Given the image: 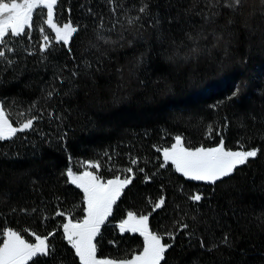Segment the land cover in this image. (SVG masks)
I'll use <instances>...</instances> for the list:
<instances>
[{
    "label": "trees",
    "instance_id": "obj_1",
    "mask_svg": "<svg viewBox=\"0 0 264 264\" xmlns=\"http://www.w3.org/2000/svg\"><path fill=\"white\" fill-rule=\"evenodd\" d=\"M225 2L58 0L56 22L78 28L68 45L53 40L45 9L30 36L9 37L0 103L13 125L36 119L0 141V233L29 242L54 233L51 254L29 264H80L62 228L84 215L83 191L66 175L80 161L99 164L104 179L134 173L94 240L97 257L141 252L142 236L118 228L132 212L171 245L161 264H264V4ZM176 135L185 147L223 139L258 155L215 183L196 181L163 160Z\"/></svg>",
    "mask_w": 264,
    "mask_h": 264
},
{
    "label": "snow or ice",
    "instance_id": "obj_2",
    "mask_svg": "<svg viewBox=\"0 0 264 264\" xmlns=\"http://www.w3.org/2000/svg\"><path fill=\"white\" fill-rule=\"evenodd\" d=\"M58 0H0V58L8 59L7 53H14L15 49L8 46L9 37L17 38L25 34L31 35L34 17L42 14V9H46L47 19L44 23L54 33L55 42L68 45L78 28L72 26L70 22L60 26L55 20V7ZM264 4V0H262ZM226 8L238 10L242 7V0H226ZM145 11L144 7L139 10ZM129 20V23H133ZM158 23V21H157ZM43 35L40 51L45 52L50 47V37L45 34L43 27L39 28ZM199 35H189L188 39L195 42ZM76 73H73L75 75ZM239 93V88L233 91L235 97ZM36 118L27 119L19 127L13 126L6 116L4 109L0 108V141H6L15 137L18 133L33 127ZM258 150H228L224 141L214 147H185L180 135L174 137V143L170 147L162 149V156L165 164L171 162L176 172L183 174L196 181H208L215 183L222 178L228 177L237 166L245 165L250 158H255ZM132 160V164H136ZM164 166L163 164L161 165ZM99 164L89 161L84 162V170L74 172L69 168L66 172L67 178L72 185L83 191L84 215L82 219H73L71 214L65 217L63 223L64 238L75 251L80 264H161L166 250L170 244L162 242V237L149 230L148 216H136L129 212L127 218L120 221L118 227L121 233H139L144 238V247L141 252L134 254L131 259L114 260L110 258H98L97 246L94 240L101 232V227L106 223L112 214L113 206L121 196L124 189L132 182L134 173L132 168L127 171L132 175L121 178L119 175L112 179L105 180L98 174V171L89 169H99ZM143 171V169H141ZM193 202L202 200V195L197 193L190 197ZM164 200L155 203V209L161 208ZM58 215L64 216V212ZM187 225H181L186 228ZM35 243H30L19 232L7 228L3 230L0 239V264H29L35 258L46 257L51 254L52 249L48 243L49 237L54 233H49L47 237H42L32 233ZM171 235V234H169ZM227 237H225V242Z\"/></svg>",
    "mask_w": 264,
    "mask_h": 264
},
{
    "label": "rangeland",
    "instance_id": "obj_3",
    "mask_svg": "<svg viewBox=\"0 0 264 264\" xmlns=\"http://www.w3.org/2000/svg\"><path fill=\"white\" fill-rule=\"evenodd\" d=\"M47 19V15H46V9H45V20ZM58 23V22H57ZM64 23H66V22H63V23H58L60 26H62ZM72 24V23H71ZM72 26H74L73 24H72ZM75 27V26H74ZM50 37V36H49ZM53 40H55V35H54V33H53ZM50 42H51V37H50ZM42 43H44V41H43V37H42ZM0 108H2V105H1V103H0ZM30 119V118H29ZM27 119H25V120H23V121H20L19 123H17L16 125H13V126H15V127H19L23 122H25ZM177 136V135H176ZM181 136V135H180ZM173 143H174V140H173ZM171 146V145H170ZM170 146H168V147H170ZM216 146V145H215ZM210 147H214V146H210ZM226 149H228V148H226ZM252 149H256V148H250V149H242V148H238V149H228V150H233V151H236V150H252ZM257 150V149H256ZM161 153H162V150H161ZM163 157V156H162ZM84 162L85 161H80V162H78V164H77V166H78V169H72L74 172H81V171H83L84 170ZM92 163V162H91ZM94 164V163H93ZM71 168V167H70ZM69 169V168H68ZM89 170H92V169H89ZM107 179H112V178H107ZM107 179H105V180H107ZM123 179V178H122ZM205 182H208V181H205ZM136 216H141V215H137V214H135ZM142 215H144V214H142ZM144 216H146V215H144ZM127 218V216L124 218V219H126ZM123 219V220H124ZM122 221V220H121ZM120 223V222H119ZM119 223H118V225H119ZM149 227V226H148ZM119 228V227H118ZM13 230V229H12ZM149 230H150V228H149ZM151 231V230H150ZM3 233V232H2ZM2 233H0V235H2ZM143 238V237H142ZM143 240H144V238H143ZM3 242V241H2ZM30 243H35V241H33V242H30ZM144 247V246H143ZM143 250V249H142ZM141 250V251H142ZM99 258V257H98ZM102 259V258H101ZM111 259V258H110ZM128 259H131V258H128ZM115 260V259H114ZM122 260H125V259H122ZM117 261H119V260H117Z\"/></svg>",
    "mask_w": 264,
    "mask_h": 264
}]
</instances>
